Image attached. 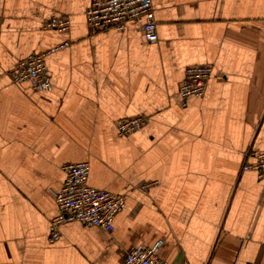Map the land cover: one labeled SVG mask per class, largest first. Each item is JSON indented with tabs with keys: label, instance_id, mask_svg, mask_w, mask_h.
<instances>
[{
	"label": "crops",
	"instance_id": "crops-1",
	"mask_svg": "<svg viewBox=\"0 0 264 264\" xmlns=\"http://www.w3.org/2000/svg\"><path fill=\"white\" fill-rule=\"evenodd\" d=\"M91 1L0 0V264H124L158 240L170 264H264V178L243 167L264 149V0H152L156 42L140 23L92 30ZM35 53L50 89L10 76ZM196 64L212 73L183 103ZM135 116L148 121L119 135ZM79 161L126 205L111 231L69 221L52 241L63 166Z\"/></svg>",
	"mask_w": 264,
	"mask_h": 264
},
{
	"label": "built area",
	"instance_id": "built-area-1",
	"mask_svg": "<svg viewBox=\"0 0 264 264\" xmlns=\"http://www.w3.org/2000/svg\"><path fill=\"white\" fill-rule=\"evenodd\" d=\"M86 18L92 30L115 28L123 30L129 23H140L144 38L149 42L158 40L157 21L152 0H92L86 11ZM58 31L70 29V19L65 15H53L45 24ZM65 42L61 46H65ZM47 53L31 54L18 62L10 71L15 81L28 80L35 89L47 90L52 87L51 76L46 62ZM212 73L209 64L190 65L185 69V77L178 88L183 103L191 96H202ZM148 118L135 116L118 122L119 135H129L140 129ZM244 169H254L259 178H264V149L247 151ZM66 177L63 185L55 192L58 213L50 221V239L60 235L59 227L69 221H80L86 225H96L109 231L114 229V219L126 205L125 197L89 183L90 163L79 161L63 166ZM163 240L153 245L131 246L125 255L124 264H170L159 253ZM172 264H190L186 259ZM252 264V262H246Z\"/></svg>",
	"mask_w": 264,
	"mask_h": 264
}]
</instances>
